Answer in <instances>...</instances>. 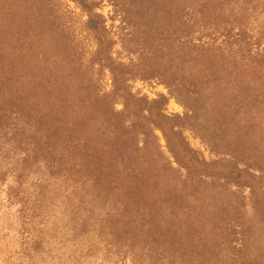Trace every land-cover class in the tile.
Instances as JSON below:
<instances>
[{"label": "trees", "instance_id": "1", "mask_svg": "<svg viewBox=\"0 0 264 264\" xmlns=\"http://www.w3.org/2000/svg\"><path fill=\"white\" fill-rule=\"evenodd\" d=\"M72 1L87 13V28L98 41L96 59L107 62L102 16L94 12L91 0ZM208 10L222 20L235 23L233 18L238 19L240 34L241 30L252 31L248 27L253 28L256 20L264 21V0H217ZM259 32L263 39L264 24ZM261 42L256 44L255 51L249 46L248 54L237 58L229 53L231 48L225 49L227 53L215 55L213 46L201 41L193 43L187 35L183 36L180 52H173L165 64L157 61L166 52L158 47L152 50L155 66L148 74L168 76V80L180 85L183 89L176 97L194 118L198 115L190 120L204 132L203 138L209 139L213 146L229 148L234 159L239 153L242 162L255 171L251 174L247 168L240 170L238 166L230 170L222 168L224 176L220 178L203 175L209 170L216 174L217 169L198 161L181 134L174 130L172 119L152 109H149L151 120L142 117L146 103L126 90L125 68L111 66L115 95L125 102L124 113L109 111L108 99L91 91L81 69L67 65L68 70L63 72L49 65L51 72L47 75L36 73V68L28 69L31 91L24 96L18 94L20 108L13 112L0 109L3 112L0 119L15 116L11 125L0 121V131L5 137L11 135L20 150L25 164L20 171L28 170L25 175L16 169L9 170L8 179L0 172V187L7 185V198L10 205L18 207L22 225L32 228L41 223L46 205L38 202L45 199V192L38 193L37 205L35 202L30 205L21 182L34 167L43 166L48 181L59 184L55 192L49 193L50 202L57 198L68 206L81 196V205L76 204L75 209L70 205L69 209L82 216L91 202L88 219L98 215L99 209L109 207L105 211L113 238L110 248L118 256L126 250L132 255V264H139L141 257L149 264H217L204 255L218 253L228 227L234 225L239 228L240 251L246 252L251 246L250 230L246 228L249 219L234 200L223 199L222 189L228 184L224 180L229 178L244 183L250 189V217L264 220V44L260 48ZM238 51L242 52L240 47ZM129 111L135 119L139 117L136 122L129 124L121 118ZM151 125L164 134L177 169L170 163L164 164L156 146L152 149L147 140L142 147L136 142L140 135H151ZM180 170L186 174L182 176ZM193 171L199 174L197 179L192 177ZM214 183H218L214 185L217 195H207L198 189L200 184ZM75 219L72 216L71 220ZM25 235L28 239L30 231ZM33 244L34 250L42 246L37 240Z\"/></svg>", "mask_w": 264, "mask_h": 264}, {"label": "rangeland", "instance_id": "2", "mask_svg": "<svg viewBox=\"0 0 264 264\" xmlns=\"http://www.w3.org/2000/svg\"><path fill=\"white\" fill-rule=\"evenodd\" d=\"M91 1L94 12L102 16L101 21L105 25L103 47L107 62L96 59L98 41L87 28V13L78 3L72 0H0V109L13 112L20 108L18 94L24 96L31 91L28 86L31 78L28 69L36 68V73L47 75V72H51L49 65L63 72L68 70L69 65L81 69L84 78L91 84L92 92L108 99L109 111L124 113L125 102L115 95L111 66L125 68L132 72L129 75L125 71L123 78L126 80V90L133 98L146 103L142 117L151 120L149 109H152L172 119L174 130L181 134L198 161L211 165V169H217L216 174L209 170L203 175L220 178L224 176L222 168L230 170L237 166L240 170L247 168L248 173H255L242 162L239 153L234 159L230 156L229 148L213 146L209 139L203 138L204 132L190 120L194 115L176 97L178 91L183 89L180 85L176 86L167 79L168 76L151 75L147 71L155 66L152 58L155 47L166 52L157 61L165 64L172 58L173 52H180L183 36L187 35L193 43L199 44L201 41L203 45L213 46L215 55L231 48L233 50L229 53L237 58L246 56L249 46L255 51L260 40V48L263 47L264 38H260L259 30L264 21L256 20L253 28L248 27L252 31L240 29V34L237 29L242 27L237 25L238 19L233 18L236 21L234 23L230 19L222 20L210 14L208 8L217 0ZM239 47L242 52L238 51ZM12 70L13 76H10ZM133 114L129 111L122 114L121 118L129 124L136 122L139 117L135 119ZM0 115L3 116V112ZM12 117H1L0 121L11 125L15 119L14 115ZM151 130L152 137L140 135L136 138L139 147L147 140L152 149L156 146L164 164L170 163L177 169L164 134L152 125ZM10 137H5L0 131V172L5 173L6 179L9 178V170L11 172L16 169L22 175L28 171H20L25 166L23 157ZM40 168L34 167L21 182V188L30 197V205L34 202L37 205L35 199L39 192L43 191L46 195L45 199L38 202V205L43 202L46 205L42 210L41 223L32 228L22 225L18 207L10 205L6 194L7 185L4 183L0 187V264H132V255L126 250L118 256L110 248L113 238L106 224L105 211L109 207L99 209L98 215L88 219L91 214L89 208L93 206L91 202L84 212L85 216L75 215V210L69 209L70 205L74 209L76 204L81 205V196H77L75 202L68 206L62 205V200L57 198L50 202L49 193L55 192L59 184L49 182L43 166ZM180 174L183 176L186 172L180 170ZM192 174L195 179L199 176L195 171ZM224 181L228 184L222 189L223 199L234 200L239 210L249 219L246 228L250 230L251 246L246 252L240 251V237L237 234L239 228L234 225L228 227L226 240L218 253L206 252L203 255L217 264H264V220L249 215L252 210L250 189L232 178ZM216 184H200L198 189L207 195H217L218 191L214 187ZM34 191L35 194H32ZM72 216L76 219L71 220ZM28 231L31 236L26 239L25 233ZM34 240L42 243L36 250ZM138 261L139 264H149L144 257Z\"/></svg>", "mask_w": 264, "mask_h": 264}]
</instances>
